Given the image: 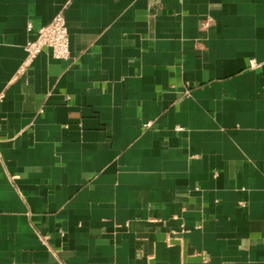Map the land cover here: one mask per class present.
Wrapping results in <instances>:
<instances>
[{
    "label": "crops",
    "instance_id": "crops-1",
    "mask_svg": "<svg viewBox=\"0 0 264 264\" xmlns=\"http://www.w3.org/2000/svg\"><path fill=\"white\" fill-rule=\"evenodd\" d=\"M0 264H264V0H0Z\"/></svg>",
    "mask_w": 264,
    "mask_h": 264
},
{
    "label": "built area",
    "instance_id": "built-area-1",
    "mask_svg": "<svg viewBox=\"0 0 264 264\" xmlns=\"http://www.w3.org/2000/svg\"><path fill=\"white\" fill-rule=\"evenodd\" d=\"M28 29L35 30V36L25 43L27 55L20 71H25L37 54L45 47H50L56 58L67 59L71 56L70 32L63 10L58 11L50 22L39 27H34L33 23L29 22ZM258 64L255 60H252L253 66ZM145 124L151 125V121H147Z\"/></svg>",
    "mask_w": 264,
    "mask_h": 264
}]
</instances>
